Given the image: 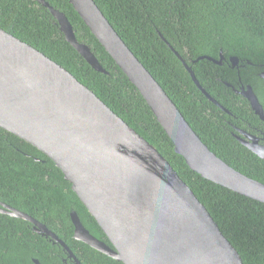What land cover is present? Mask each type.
<instances>
[{"label": "trees", "instance_id": "1", "mask_svg": "<svg viewBox=\"0 0 264 264\" xmlns=\"http://www.w3.org/2000/svg\"><path fill=\"white\" fill-rule=\"evenodd\" d=\"M62 12L76 40L87 45L107 75L94 71L65 41L49 10L35 0H0V29L69 72L152 145L206 208L243 264H264V204L192 172L138 91L119 70L68 0H44ZM121 40L159 83L203 144L229 167L264 185V161L232 136L235 124L262 123L230 87L250 85L264 108V0H93ZM221 66L200 57L218 60ZM201 88L227 112L210 102ZM230 57L241 68L231 69ZM237 102V104H234ZM0 202L45 225L81 264H122L74 240L70 213L97 240H108L44 154L0 128ZM26 222L0 216V264H64L59 250L30 233ZM69 264V263H66Z\"/></svg>", "mask_w": 264, "mask_h": 264}, {"label": "water", "instance_id": "2", "mask_svg": "<svg viewBox=\"0 0 264 264\" xmlns=\"http://www.w3.org/2000/svg\"><path fill=\"white\" fill-rule=\"evenodd\" d=\"M35 1L49 10L77 54L94 71L107 75L91 49L76 40L65 15L44 0ZM68 3L141 95L186 166L217 186L264 204V185L229 167L202 143L95 2ZM175 54L202 94L225 110ZM201 59L220 66L224 58L220 52L218 60ZM238 62L236 57L229 58L231 68ZM260 77L264 79V72ZM243 96L263 120V109L250 86ZM0 128L51 160L110 246L90 235L76 212H71L76 241L122 264H243L206 208L152 145L69 72L2 29ZM240 143L264 161L263 147ZM3 213L33 224L40 235H51L21 211L7 207ZM75 264L80 263L75 260Z\"/></svg>", "mask_w": 264, "mask_h": 264}, {"label": "flooded vegetation", "instance_id": "3", "mask_svg": "<svg viewBox=\"0 0 264 264\" xmlns=\"http://www.w3.org/2000/svg\"><path fill=\"white\" fill-rule=\"evenodd\" d=\"M224 60V59H223ZM222 63H223V61H222ZM222 65V64H221ZM220 65V66H221ZM231 68V67H230ZM239 68H241V65H239V63L237 64V66H235L234 68H231V69H236L237 71L239 70ZM261 73H263V72H260V74ZM260 74H258V76L260 77ZM261 78V77H260ZM261 79H263V78H261ZM264 80V79H263ZM238 81H239V84H238V86H237V88H234V87H231L230 86V88H231V90H232V92H233V94L235 95V96H237L238 98H241L242 100H245L246 102H247V104H248V107H249V109L253 112V114L258 118V120L262 123V125H260L259 127H255V126H252L251 124H248V125H246L245 127H242V128H240V127H238L235 123L237 122V121H239V122H243V120L242 119H239L237 116H235V115H232V119H233V122L232 123H230V126H231V128H232V131H231V136L241 145V146H243L241 143H240V140L241 141H243V142H245V143H248V144H254V145H257L258 147H263L264 148V108H263V106H262V104L260 103V101H259V98H258V96L256 95V93L254 92V90H253V88L250 86V85H243L242 84V82H241V79L239 78L238 79ZM247 86H250L251 87V89H252V91H253V93H254V95L256 96V98H257V100H258V102H259V104L261 105V107H262V109H263V120H261L260 118H259V116H257L255 113H254V111L252 110V108H251V105H250V103H249V101L247 100V98H245L244 96H243V93H244V91H246V87ZM234 104H237V102H234ZM219 105V104H218ZM220 106V105H219ZM218 107V106H217ZM224 109V108H223ZM221 110V109H220ZM222 111H224V112H227L226 110H222ZM227 114H229L230 115V113H228L227 112ZM243 147H245V146H243ZM246 148V147H245ZM247 149V148H246ZM247 150H249V149H247ZM250 151V150H249ZM251 152V151H250ZM252 153V152H251ZM7 205H5V204H3L2 202H0V211H2V212H0V216H5V217H7V215L5 214V213H3L4 211H5V209H7V207H9V206H7ZM9 208H11V207H9ZM9 217V216H8ZM11 218V217H10ZM20 220V219H19ZM23 221V220H22ZM27 224H26V228L28 229V230H30V233L31 234H34V235H36V236H38V237H40V238H43L46 242H48L51 246H53V247H56V248H58V250H59V254H58V256L60 257V259H61V261L64 263V264H66V263H69V264H75V260H77V258L75 257V255L71 252V250H69V248L61 241V239L56 235V234H54L52 231H50L48 228H46L47 230H48V232H50L51 233V235L50 236H46V235H40V234H38L36 231H35V227H34V225L33 224H31V223H29V222H27V221H25ZM38 222V221H37ZM40 223V222H39ZM41 224V223H40ZM41 225H43V224H41ZM43 226H45V225H43ZM42 234H43V232H42ZM90 234V233H89ZM60 241V242H62L65 246H66V248L68 249H65L61 244H59V242H57V240L56 239H54V238H52V237H54V236ZM75 240V239H74ZM99 241H101V240H99ZM79 242V241H78ZM101 242H103V241H101ZM78 261V260H77ZM33 262L35 263V264H38V261H37V259H33ZM79 262V261H78ZM80 263V262H79ZM81 264V263H80Z\"/></svg>", "mask_w": 264, "mask_h": 264}]
</instances>
